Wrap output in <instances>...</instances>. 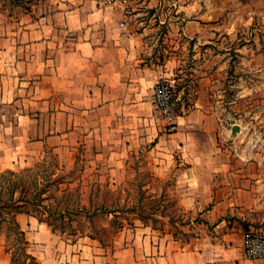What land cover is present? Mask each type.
I'll return each instance as SVG.
<instances>
[{
  "label": "rangeland",
  "instance_id": "rangeland-1",
  "mask_svg": "<svg viewBox=\"0 0 264 264\" xmlns=\"http://www.w3.org/2000/svg\"><path fill=\"white\" fill-rule=\"evenodd\" d=\"M129 1L136 6L131 24L143 32L147 54L168 61L163 80L173 85L176 123L199 111L207 118L201 128L213 150L225 152L214 198L179 205L189 192L175 188L178 166L169 173L159 170L153 136L141 141L139 127L114 139L109 110L88 115L67 110L71 132L66 134L64 110L50 109L48 117L45 93H19L21 110L8 116L21 123L12 127L13 141H0V200L14 190L24 211L16 221L25 214L43 225L39 232L19 225L28 242L23 248L11 225L14 209L0 208L6 264H160V241L189 249L193 239L214 234L203 214L216 208V224L235 225L243 236L264 233V0H127L124 6ZM153 107L151 121L163 134L176 133ZM29 114L35 118L25 122ZM32 125L34 131L25 135ZM48 135L53 138L32 145ZM220 198L225 203L212 209ZM79 251H85L81 260Z\"/></svg>",
  "mask_w": 264,
  "mask_h": 264
},
{
  "label": "crops",
  "instance_id": "crops-1",
  "mask_svg": "<svg viewBox=\"0 0 264 264\" xmlns=\"http://www.w3.org/2000/svg\"><path fill=\"white\" fill-rule=\"evenodd\" d=\"M129 2L125 6H101L94 0H3V8H0V141H13L12 127L21 123L12 115L8 116L21 110L19 93H45L47 100L43 104L47 106L48 117L50 109L64 110L62 126L66 134L71 132L67 110L81 109L85 115L91 110L99 113L109 110L106 113L111 115L114 139H125L121 134L130 135L133 127H139L143 132L141 141L153 136L155 145L150 147L156 151L158 169L169 173L178 166L175 188L189 192L181 196L179 205L193 207L198 201H212L214 179L225 170V152L213 150L210 136L202 130L207 118L197 110L179 119L177 132L171 135L163 134L162 128L151 121L153 87L167 76L168 61L147 54L143 32L131 24L136 6ZM188 9L184 11L188 13ZM25 78H30L32 83H23ZM24 118L28 122L35 117L29 114ZM99 121L97 125L102 126ZM20 128L15 127V130ZM29 131H34L33 125L27 127L24 134ZM83 133L87 134L88 130ZM49 136L43 140L38 138L32 145H43L44 140L53 138ZM97 139L102 137L97 136ZM2 162L3 152H0V164ZM246 195L244 192V197ZM222 203H225L222 198L216 199L211 208ZM215 210L203 214L211 221L214 234L193 239L189 249L168 239L160 241L157 247L160 264H264V260L246 258L243 235L235 225L224 227L223 220L216 224ZM17 221L21 228L35 232L41 231L43 225L25 214H19ZM79 252L81 260L85 251ZM183 255L184 261H181ZM6 262L0 250V264Z\"/></svg>",
  "mask_w": 264,
  "mask_h": 264
},
{
  "label": "built area",
  "instance_id": "built-area-1",
  "mask_svg": "<svg viewBox=\"0 0 264 264\" xmlns=\"http://www.w3.org/2000/svg\"><path fill=\"white\" fill-rule=\"evenodd\" d=\"M101 6L124 5L127 0H94ZM121 28H125L123 23ZM153 103L161 114L166 115L169 121V130H177L176 115L174 113L173 85L167 80H160L153 92ZM243 253L250 260H264V233H247L242 239Z\"/></svg>",
  "mask_w": 264,
  "mask_h": 264
},
{
  "label": "trees",
  "instance_id": "trees-1",
  "mask_svg": "<svg viewBox=\"0 0 264 264\" xmlns=\"http://www.w3.org/2000/svg\"><path fill=\"white\" fill-rule=\"evenodd\" d=\"M9 175L10 176H16L17 174L16 173H10ZM19 203H22V202H20L19 199H17V200L14 199V190H10L9 199H7L6 201H1L0 202V208L1 207H3V208L11 207L14 209V211L12 213L13 216H12V220H11V225H12L15 236L17 237L19 242L24 245L23 248H25V246H27L28 242L25 238L24 232L21 230L19 224L17 223V221L15 219L16 214L24 212L19 208V206H17ZM25 213H28V212H25ZM39 220H41V218H39ZM28 258L34 260L31 256H28ZM34 264H36L35 260H34Z\"/></svg>",
  "mask_w": 264,
  "mask_h": 264
},
{
  "label": "water",
  "instance_id": "water-1",
  "mask_svg": "<svg viewBox=\"0 0 264 264\" xmlns=\"http://www.w3.org/2000/svg\"><path fill=\"white\" fill-rule=\"evenodd\" d=\"M237 130V128H234V131H236Z\"/></svg>",
  "mask_w": 264,
  "mask_h": 264
}]
</instances>
